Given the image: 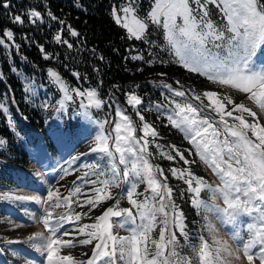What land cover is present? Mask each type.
<instances>
[{"label": "snow or ice", "instance_id": "snow-or-ice-1", "mask_svg": "<svg viewBox=\"0 0 264 264\" xmlns=\"http://www.w3.org/2000/svg\"><path fill=\"white\" fill-rule=\"evenodd\" d=\"M209 5L223 14L225 23L222 26L210 18ZM8 7V3L0 0V8ZM121 11L123 17L113 8L112 16L127 30L128 39L142 41L151 47L149 22L162 27L168 49L175 52L176 62L183 68L246 94L264 111V61L260 60L264 56V0H154L146 20L138 15L136 0ZM39 15L35 11L30 13L35 18ZM12 20L13 23H24L19 15ZM71 35L78 36L79 33L73 30ZM4 36L11 40L13 33L8 30ZM55 40L59 43L61 37L57 35ZM4 43L0 39V45ZM68 47L72 45L68 44ZM49 58L45 54L44 59ZM131 58L144 59L140 55ZM72 74L80 79L79 73ZM48 76L63 93L57 111L65 108L66 101L73 100L72 93L87 100L85 103L81 99L80 107L84 111L79 114L96 124L99 130L92 138L88 152L81 155L94 153L98 159L82 165L85 171L73 181L66 195L54 186L47 190L46 196L0 192V201L41 205L44 215L38 222L48 233L37 231L26 241L7 240L6 244L37 242L31 246L43 256L40 264H119L120 261L125 264H232L233 260L241 259L246 264L257 261L264 264V124L257 112L215 91L196 94L194 90H177L170 84L163 85L174 97L185 98L191 91V99L199 104L187 100L169 101L174 107L167 117L168 123L184 133L191 148L181 151L175 145H169L171 152L160 151V155L170 161L178 157L184 165L195 164L196 161L188 157L198 156L219 180V184L213 185L197 176L191 167H172L168 169L171 177L187 186L179 191V198L193 209L212 213L222 225L234 226L236 231L230 234L234 241L241 242L235 249L231 248L226 241L216 237V229L208 224L209 232L213 233L212 244L201 236L198 245H189L190 259L181 255L180 238L186 244L189 241L187 217L174 198L169 176L151 162L153 153L149 146L155 144L159 132L145 119L144 111L151 109L141 107L143 98L134 91L125 93L126 104L139 118L138 123L133 121L127 108L120 107L115 109L117 120H94L89 109H102L106 103L97 90L70 89L51 69ZM25 91L32 89L26 87ZM229 105L232 106L230 109ZM162 107L166 106L156 104L155 110L160 111ZM245 114L252 118L251 121ZM0 115L7 117V123L14 131L9 108L3 102H0ZM106 125L111 131L105 130ZM6 143L0 138V146ZM155 147L159 149L160 145L155 144ZM79 159V156L73 157L67 167H61L64 176L81 167L72 169ZM125 185L126 191L114 195L113 189H122ZM140 185L145 187L138 192ZM204 191L211 193L212 203L201 199ZM108 200H115V203L93 217L91 213ZM121 200H126L130 207H121ZM217 200H222L224 206L216 204ZM61 208L66 211L56 212ZM76 208L82 211H76ZM243 216L249 217L244 226L246 237L239 230ZM85 219L91 222L82 223ZM65 225L72 227L69 229ZM126 226L128 236L114 231ZM157 228L158 236L153 238ZM78 245L92 246L90 256L84 253L87 259L78 260L70 252L62 254V249Z\"/></svg>", "mask_w": 264, "mask_h": 264}, {"label": "rangeland", "instance_id": "rangeland-1", "mask_svg": "<svg viewBox=\"0 0 264 264\" xmlns=\"http://www.w3.org/2000/svg\"><path fill=\"white\" fill-rule=\"evenodd\" d=\"M14 1L17 3L21 2V0ZM2 2L10 5L8 1ZM131 2L132 0H120L117 6H112L110 16L114 22L115 19L112 16V9L116 8L118 14L123 17L124 14L121 9ZM153 2L154 0H151L146 5L145 0H136L137 12L141 19H147V13L151 10ZM3 9L8 10V8ZM209 10L210 18L217 25L222 26L225 21L219 9L213 5H209ZM33 11L37 12L33 8H26L20 14H10V24L14 26L22 25L13 23L12 20L16 15L21 17V14H25L30 22L38 20L39 17L35 18L30 16V13ZM149 25L150 27L159 28L162 40L161 48L167 52L168 61L183 68L176 62L178 58L175 52L168 49L164 29L150 22ZM8 30L11 31L10 28L6 27L3 35L0 36V39H3L5 42L4 45H0V75L3 77L0 80V102L5 103L9 108V115L15 125V130L13 131L12 127L7 123V117L0 115L2 126L5 129V134H0V138L7 141L5 146H0V192L7 191L13 194L46 196L47 190L54 186L66 195V190L73 186V181L85 171L82 165L95 162L98 159L97 154L94 153L88 155L81 154L88 152L90 142L99 129L96 124L79 114L84 111L80 107L81 99L84 98L76 97L75 93H72L73 100L66 101L65 108L57 111L59 101L63 100V93L57 85L52 83L51 78L48 76L49 69L55 72L57 71L53 67H48L43 75L37 74L33 70L28 73L25 72L22 67L23 61L17 53V44L15 42L18 41L14 42L13 37L9 40L4 36V32ZM124 30L127 33V30ZM154 33L156 31H153L152 34ZM23 43L27 45L28 41ZM260 60L264 61V56H261ZM17 61L19 64H17ZM163 61L166 60L163 59ZM2 63L5 65V72H2ZM13 68L15 71H12ZM183 69L188 72L185 68ZM72 73L71 71H67L68 77L63 76L61 73L58 74L69 85L70 89L78 88L81 91L95 89L99 93L100 98L106 102L102 109H89L94 120L107 119L115 121L118 119L115 116V109L116 107H120L121 109L127 108L128 114L132 116L133 121L138 123L139 118L126 104L125 93L128 91H134L143 98L144 104L141 107L151 109V111H144L143 114L145 115L146 121L153 124L159 132V137L156 139L155 144L160 145L159 149L155 147V144L149 146V151L153 153L151 162L163 168L165 175L169 176L168 183L174 188V198L184 211L187 217L186 223L189 225L188 243L186 244L183 238H180L182 245L181 255L188 256L191 259V247L189 245H198L201 236L209 244H212L213 233L209 232L208 224H211L216 229L215 235L218 239L226 241L228 246L235 249L241 242L238 240L234 241L230 233L236 231V228L232 225H222L212 213L193 209L185 200H181L179 198V191L187 186L182 181L171 177L168 169L172 167H191L197 176L204 178L208 183L213 185L219 184L218 178L200 161L198 156L193 155L188 157L191 160H195V164L184 165L178 157L175 161H170L160 155V151L171 152V149L168 147L169 145H175L181 151L191 148L188 141L184 139V133L171 127L168 123L167 117L172 114V108L174 107L169 101L184 102L187 100L194 105L199 104V101L191 99V91L188 92L185 98L174 97L163 85L170 84L177 90H194L196 94H201L204 91H215L220 96H230L236 103H243L257 112L262 124H264V111H261L253 101H250L246 94L231 87L214 83L198 73L189 72L203 79L202 81L196 79H175L172 83L161 81H157V83L153 81L145 82L140 85L143 89L142 91H136L132 88L130 90L128 89L123 93L122 100H118L116 96L109 92L101 94L95 86L89 85L83 78L78 80ZM177 81H179V84L176 83ZM26 87H30L32 91L26 92ZM165 97L168 99H165ZM84 102L87 103V100L84 99ZM205 103H208V101L205 100ZM156 104L166 107H162L160 111H156ZM228 107L230 109L232 106L229 105ZM245 116L251 121V117H247L246 114ZM105 130L111 131V127L106 125ZM171 154L175 155V153ZM185 155L187 156V153ZM76 156H79L80 159L72 165V169H77L78 166L81 167L78 170H70L71 174L64 176L61 167H67L72 162L73 157ZM62 176L63 178H61ZM144 187L145 185H140L137 191H143ZM126 190L127 185L123 186L122 189H113V193L115 195ZM210 197L211 193L207 191L201 193V199L207 203H212ZM112 201H105L91 215L93 217L99 216L104 209L109 207ZM216 204L220 207L224 206L222 200H217ZM120 206L130 207L126 200H121ZM25 209L28 211H25ZM83 210L86 211V208ZM64 211L66 209L63 208L56 210L58 213ZM76 211H82V209L76 208ZM43 215L44 209L39 204L32 202L16 204L8 201H0V264H40L43 256L31 246L37 242L13 245H8L5 242L7 240L26 241L28 236L33 235L37 231L45 232L43 225L38 222L39 218ZM89 222L91 221L87 219L82 221V223ZM248 222L249 217L243 216L240 218V234L245 237L247 233L244 231V226ZM65 227L71 229L72 226L65 225ZM114 231L118 232L121 236L129 235L128 226L114 229ZM158 232L159 228L153 233V238L158 236ZM45 235H48V233L45 232ZM65 239H69V237H65ZM91 247L90 245H78L72 249H62V254H68L70 252L78 260L87 259L84 253L90 256ZM119 264H125V262L120 261ZM232 264H246V261L243 259L233 260ZM256 264H258V261Z\"/></svg>", "mask_w": 264, "mask_h": 264}, {"label": "trees", "instance_id": "trees-1", "mask_svg": "<svg viewBox=\"0 0 264 264\" xmlns=\"http://www.w3.org/2000/svg\"><path fill=\"white\" fill-rule=\"evenodd\" d=\"M2 1H8L10 5L8 10L0 8V36L6 27L11 29L14 42L18 41L15 43L19 46L17 53L23 61L22 67L27 73L33 70L43 75L48 67L65 77H68L67 71L76 72L101 94L109 92L118 100H122L128 89L142 91L140 85L148 81L203 80L168 61L167 52L161 48L158 27H149L151 47L142 41L128 39L125 30L110 16L112 6H117L120 0ZM149 1L145 0L146 5ZM26 8L35 9L40 14L39 19L30 22L25 14H21L24 23L11 25L10 14H20ZM73 30L79 35L72 36ZM153 31L156 33L152 34ZM57 35L61 37L59 43L55 40ZM25 41H28L27 45L23 43ZM45 54L50 58L44 59ZM134 55L144 59L133 60ZM1 69L6 71L4 63ZM161 73L164 75H159ZM0 134H5L1 119Z\"/></svg>", "mask_w": 264, "mask_h": 264}, {"label": "water", "instance_id": "water-1", "mask_svg": "<svg viewBox=\"0 0 264 264\" xmlns=\"http://www.w3.org/2000/svg\"><path fill=\"white\" fill-rule=\"evenodd\" d=\"M114 203H115V200H113V202L110 204V206H112ZM110 206H109V207H110Z\"/></svg>", "mask_w": 264, "mask_h": 264}]
</instances>
